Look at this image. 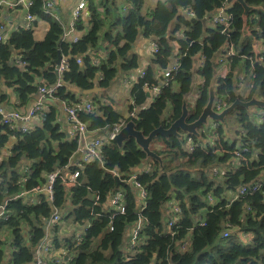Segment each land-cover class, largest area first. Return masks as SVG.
I'll list each match as a JSON object with an SVG mask.
<instances>
[{
  "label": "trees",
  "instance_id": "16d2710c",
  "mask_svg": "<svg viewBox=\"0 0 264 264\" xmlns=\"http://www.w3.org/2000/svg\"><path fill=\"white\" fill-rule=\"evenodd\" d=\"M33 1L30 11L36 17L35 25L44 20L50 24V29L41 42L35 40L32 30L20 29L12 33L6 43L0 44V107L7 100L3 88L13 89L23 106L38 94L40 79L45 80L48 87L55 86L59 78L54 61L59 53L69 58V69L62 75L64 84L56 98L78 105L81 100L76 93L95 87L107 90L120 73L139 67L133 47L140 35L154 40L159 46L160 51L151 59L145 78L131 89L135 105L130 111L136 108V118H123L106 92L91 94L94 96L93 110L81 112L80 119L97 135L129 120H134L145 136L160 126L169 127L181 116L184 97L190 96L194 86V64L202 52L206 57L204 68L198 70L202 84L188 122L196 121L208 103L209 88L216 76L215 51L224 42H233L238 49L237 66L242 61L241 55L255 54L252 36L245 37L241 33L245 25L250 27L253 35L258 33L264 40V0H245L251 8L248 13L242 4H233L235 18L229 37L209 29V19L226 0H160L145 14L146 0H127L133 4L127 14L113 9L115 0H90L88 20L84 21L83 15L76 24L75 35L80 38L77 43L62 42L64 26L44 14L42 0ZM182 9H190L195 18L181 16ZM84 23H89L91 28L79 36ZM102 41H107L113 48L105 60H100L94 52ZM174 43L179 46L180 56L182 53L186 56L181 58L180 68L173 74L170 86L163 89L155 103L143 108L147 101L144 84H157L156 69H165L171 63ZM16 57L25 65L18 66ZM78 58L82 59V64L77 63ZM94 60H99L100 65L95 66ZM255 63V78L247 96L237 92L233 74L219 89L220 94L229 96L231 104L237 99L249 100L254 95L264 100V67ZM169 108L171 110L166 114ZM236 112L240 131L231 142L225 139L222 124L215 130L218 138L213 144L206 143L207 135L211 134L207 129L201 130L204 141L188 135L182 140L175 137L156 139L152 150L163 158V172L157 162L146 160L134 139L121 148L112 142L105 145V166L118 169L125 179L144 162L151 161L153 165L149 173L138 177L148 192L147 207L142 214L147 224L140 234L136 252L131 253H125L122 248L126 233L138 218L135 188L129 183H121L126 213H117L110 198L117 191L118 181L98 163L85 164L84 168L72 163L79 141L61 130L54 106L45 113L42 124L29 132L0 125V151L14 141L9 155L0 163V206L7 203L6 216L0 218V264L34 263L35 248L46 238V223L54 209L64 211L63 221H69L74 232L66 237L60 235L59 225L52 228L54 247H64L68 254L66 261L52 264H264V178L261 177L264 171V117L257 125L253 112L243 108ZM189 140L196 144L193 153L187 151ZM237 149H246L239 168L222 176L210 175L209 169L234 161L233 152ZM56 170H62L64 174L80 172L79 185L69 196L61 179H57L52 204L45 194L38 195L37 204H30L26 198L12 199L44 185L47 176ZM23 178L27 181L23 182ZM256 182L263 183L257 193L231 201L229 192ZM210 194L215 198L214 205L208 201ZM173 199L182 210L179 225L174 228L175 238L166 233L168 220L165 216L166 205ZM200 218L204 219V226L198 224ZM111 221L113 231L110 230ZM226 222H230L237 232H230L228 238H223ZM84 226L89 227L83 234V241L75 244V236ZM190 232L192 246L183 251L177 241L186 238ZM240 232L249 235L250 240L242 242Z\"/></svg>",
  "mask_w": 264,
  "mask_h": 264
},
{
  "label": "built area",
  "instance_id": "2783aa9c",
  "mask_svg": "<svg viewBox=\"0 0 264 264\" xmlns=\"http://www.w3.org/2000/svg\"><path fill=\"white\" fill-rule=\"evenodd\" d=\"M94 2H101L102 0H92ZM245 1V0H244ZM90 0H79L77 6L72 10L71 19L68 23L67 27H64V32L62 35V42L69 41L71 43H77L79 41V37L75 35L76 31V24L82 18L84 13L88 10ZM239 3L236 0L228 3L226 0L222 7L216 11L211 18L209 19V29L216 31V34H220L223 36L229 37V32L232 29L235 15L232 12L233 4ZM33 0H0V8L2 6L9 8L10 10H14L17 8H22L26 12V21L27 26L26 30H32L34 33L35 29V21L36 17L31 13V7L33 6ZM241 4V3H240ZM56 1L55 0H42V10L46 16L53 17L58 20L56 16ZM180 15L183 17H187L189 19H194L195 14L190 9H182ZM247 17L245 16V21ZM59 21V20H58ZM6 27L5 25H0V44H4L7 42L8 39L5 38ZM241 33L245 37L252 36L254 41V55H241L239 57L242 61L248 60L245 62V69L244 71L241 70L240 64L235 66V59L238 55V49L234 45L233 42L226 41L224 42L216 51H215V63L217 64V71H216V81H215V91H216V100L214 103V112L217 114H221L224 110H226L229 106H231L229 96L220 94L219 89L223 85L224 81L228 78L229 75H234L235 77V87H237V92L241 95L242 90L245 88V82L248 78L251 80L255 78V70H256V63L259 62L264 67V40H261L258 37V33L255 35L252 34V31L248 25H245L241 30ZM184 34L182 33V38ZM150 40V39H149ZM151 47L149 49V54L151 56H156L160 49L158 44L154 40H150ZM175 50L172 57V61L165 69L157 68L156 69V79L157 84L150 85L148 82L144 84V88L149 94V100L151 104L155 103L158 98H160L162 91L165 87L170 86L173 74L177 72L180 68L181 58L186 56V53H182V56L179 54V46L177 43H174ZM206 57L205 55L200 52L197 62H198V70L204 68V61ZM15 63L18 66L25 65L18 57L15 58ZM78 64H82V59H77ZM94 65L99 66L100 61L94 60ZM55 68V72L57 70L59 74V80L57 84L53 87H48L45 80L40 82L39 85V94L41 95L39 100L25 113H21L18 111L13 112H6L0 107V125L8 126L11 130L19 129L23 133L29 132L33 129L31 123L36 120H42L45 113L48 112L46 107V102L51 101H58L61 103L64 111L68 115V120L70 123L69 130L67 134L70 138L77 139L79 141V149L76 153H80L78 159H72V163L76 164L79 168H84L85 164L90 163H98L100 167L109 172L110 174L115 177V179L121 183L126 182L131 184L136 190V212H137V221L136 223L129 228V242L127 244L128 253L136 252V247L138 245L139 237L141 232L144 230V226L147 224V220L143 217V212L146 210L147 207V199H148V192L147 189L138 181V177L142 174H147L153 169V165L151 161H147L143 163L142 169H138L135 173L131 174L128 178H123V175L119 172L118 169H108L105 164V158L103 155V149L107 143L112 142L113 136L120 133L122 128L126 125V122H122L117 124L114 128L109 131H106L104 134L97 135L93 138H86L88 133H92L88 129V125L80 119L81 112H91L93 110V106L91 102L81 103L78 105H72L67 101H60L56 98L57 91L63 87V80L62 75L65 71L69 69V58L62 56V61L59 68ZM147 69L144 68L140 71L137 77H135L136 83L139 80H142L146 76ZM99 80H102L100 77ZM202 84V83H201ZM252 88V87H251ZM251 89L248 91L250 93ZM247 94V95H248ZM258 96V95H256ZM259 98V96H258ZM189 99V97H188ZM197 100V99H196ZM135 105V102L132 106ZM136 108L129 114V118H136ZM263 112L262 117H264V109H261ZM261 116V115H260ZM169 123V120H167ZM20 124V126H19ZM219 123L211 122L209 131L212 133L215 132ZM221 125V124H220ZM188 137L187 135L184 136ZM214 138H218V135L214 134ZM187 151L189 153H193L196 149V144L189 140L187 141ZM211 144H213L211 142ZM240 149V147H239ZM246 152V149L243 151L235 150L233 152V160L236 164L241 166V163L244 160L243 153ZM62 170H56L55 172L49 174L46 178V182L44 185L38 186L34 188L30 192H22L20 195L13 197L12 199L18 198H26L28 199L30 204H37L38 203V195L45 194L46 198L49 203H53L55 201V191L54 186L57 179H61L62 184L64 185L65 192L69 196L72 193V190L79 185L78 178L80 176V172L75 170L72 172H65L62 173ZM209 173L212 176H219V169L218 167H213L209 169ZM227 173V172H225ZM27 178H23V182H26ZM263 186L262 182H256L254 184H250L248 186L241 187L238 191H235L234 197L231 198V201H235L240 199L249 194L257 193ZM99 200V198H97ZM125 197L123 192L119 189L112 194L110 198V204L117 213L125 214L126 207H125ZM208 201L214 205L215 198L212 194L208 196ZM6 206L7 203L0 206V218L5 217L6 213ZM168 215L167 220V229L166 233H168L172 238H175L176 233L174 232V228L179 225L180 216L182 214V210L180 205L173 199L166 205L165 215ZM63 216L64 211L60 209H54L53 214L48 219L46 223V228H52L55 225L61 226L63 224ZM112 219V218H111ZM198 224L201 226L205 225V221L203 218L197 220ZM113 222H110V230L113 231ZM89 226L81 227L78 230L75 236V244H80L83 241V234L87 230ZM179 228V227H178ZM232 225L230 222H226L223 230V238H228L230 232H232ZM53 238L50 237L47 233L46 238L35 248L34 251V263L33 264H52L53 262H63L68 259V254H60L57 258H53L52 251L53 245ZM178 242V243H177ZM176 243L177 245L183 250L187 251L192 246V235L190 234L183 239L178 240ZM64 251V247L62 248ZM66 252V251H65ZM73 258V257H72ZM154 264V263H153Z\"/></svg>",
  "mask_w": 264,
  "mask_h": 264
},
{
  "label": "crops",
  "instance_id": "0c3cea01",
  "mask_svg": "<svg viewBox=\"0 0 264 264\" xmlns=\"http://www.w3.org/2000/svg\"><path fill=\"white\" fill-rule=\"evenodd\" d=\"M57 7H56V16L59 20V22L62 24V26L67 27L68 23L71 19V12L72 10L77 6L79 0H55ZM84 18L83 20L86 21L88 20V12L86 11L84 13ZM63 19L65 20V22H63ZM0 25H5L6 27V33H5V38L8 39L9 36L20 30V29H26L27 26V21H26V12L25 10H23L22 8H17L14 10H10L9 8H6L4 6H2L0 8ZM91 26L89 25V23H84V28H83V32L79 35L81 36L84 33L89 32ZM50 29V24L47 23L46 21H38L37 24L35 25V29H34V38L36 41L41 42L45 39L48 31ZM149 40V39H148ZM152 40V39H150ZM103 47V49L101 48ZM113 48L111 47L110 43H108L107 41H102L100 43V46L98 49L94 50V52L96 53L97 57L100 60H105L107 58V55L109 53V50H112ZM134 52V50H133ZM150 58V57H149ZM149 58L148 59H144L141 64L143 65V67H145L146 65L149 64ZM142 67V68H143ZM47 69V68H46ZM132 71L128 72L130 73V76H127L125 83H130L131 85V89H133V87L136 84V80H135V76L131 73ZM127 74V73H126ZM59 78V76H57ZM41 81H43V79H40L38 81V83H40ZM129 88L130 86L128 84H126ZM75 88V87H73ZM110 88V87H109ZM108 88V89H109ZM76 89V88H75ZM108 89L104 90L102 92H99L100 94H104V92H106V95L108 96V98L110 99L111 104H113L115 106V108L117 109V111L122 115L123 118L128 119L129 118V114H130V107L133 105V103L135 102V100L132 97L131 91H130V98L127 100L126 104H124L121 107H118L115 105V101L112 98V96L108 93ZM3 93L7 96V100L2 103L1 108L6 111V112H13V111H18L21 113H25L27 112L40 98V94H36L34 95L27 104L25 105H21L20 104V99L18 97V95H16L15 91L13 89H2ZM78 91V89H76ZM79 92V91H78ZM76 96L78 99L81 100V103H87V102H93L94 96L92 95H85L82 92L76 93ZM260 98V97H259ZM262 99V98H260ZM106 102L108 100H105ZM109 102V101H108ZM151 105V101L149 100V97L147 96V101L146 103L142 106L143 108H147ZM48 106L47 110L49 111L50 107L54 106L56 108V112H57V118H58V122L61 124V130L65 133L68 132L69 127H70V123L68 120V115L66 114V112L64 111L63 107L61 106V103L58 101H47L46 102V107ZM171 108L168 109V111H170ZM252 112H256L255 115H263V112H261V109H253ZM42 124V120L36 119L34 120L31 125L34 128L35 126L41 125ZM20 126V124H19ZM224 131L228 134L229 131L232 132V135H229L231 139L225 137L226 140H230L233 141L234 139L237 138V132H233V128L230 126H225L224 125ZM224 132V133H225ZM105 133V132H104ZM103 133V134H104ZM225 133V134H226ZM224 134V135H225ZM13 143L14 141L11 140L5 147L4 150H2V152L0 151V163L9 155L10 150L13 147ZM237 168H239V165L236 164L235 161L229 162L226 165H219L218 169H219V175H224L225 172H229V171H233L236 170ZM221 173V174H220ZM261 177L264 178V171L261 173ZM234 195H230L229 194V198H233ZM70 224V222H69ZM71 230L70 232H67V227L64 226V222L63 224L60 226V235L61 236H66L69 237L72 235L73 231V226L70 224ZM46 231L48 233V235L51 237V228H46ZM239 239L246 243L250 240V236L249 235H245L242 234L241 232L239 233ZM61 248H54L55 250L52 251V255L54 256L53 258H57L60 254L64 255L66 252ZM9 260V257H8Z\"/></svg>",
  "mask_w": 264,
  "mask_h": 264
},
{
  "label": "water",
  "instance_id": "95a60500",
  "mask_svg": "<svg viewBox=\"0 0 264 264\" xmlns=\"http://www.w3.org/2000/svg\"><path fill=\"white\" fill-rule=\"evenodd\" d=\"M233 0H228V3ZM241 3L245 8L247 13L250 11V7L247 6L244 0H236ZM62 61V55L59 53L58 58L54 61V65L56 68L60 67ZM57 76H59L56 70ZM215 81L216 76L214 77L210 88H209V100L204 108L201 116L194 122H188L191 110L188 104V95L183 99V109L181 116L174 121L169 127L160 126L153 130L148 136H145L144 133L137 129V125L134 120H129L126 125L122 128L120 133L116 134L112 138V143L116 144L118 147H123V145L134 139L138 147L142 150L146 155V160H153L159 164L161 171L163 172L164 164L163 158L159 156L156 152L152 150L153 143L156 139L162 137L164 139L169 140L170 138H178L182 140L185 135L197 137L198 140L204 141L202 138V129H207L210 127V123L217 122L219 124L224 125L226 122V118L230 113L237 111L239 108H243L248 112L252 113L253 109H264V100L258 98V96L254 95L249 100L237 99L234 103L231 104L226 110H224L221 114H217L214 112V103L216 100V91H215ZM104 91V89L100 87H95L92 90L84 91L85 95L96 94ZM149 97V94H147ZM97 136V133H88L86 138H93ZM80 153H78L74 159H78ZM143 164H141L138 169H142ZM121 186V182L119 181L116 189H119Z\"/></svg>",
  "mask_w": 264,
  "mask_h": 264
},
{
  "label": "rangeland",
  "instance_id": "374dc122",
  "mask_svg": "<svg viewBox=\"0 0 264 264\" xmlns=\"http://www.w3.org/2000/svg\"><path fill=\"white\" fill-rule=\"evenodd\" d=\"M110 1H112V0H110ZM115 1H116V4H114L113 9H119L121 14H127L128 10L133 6V4L130 1H127V0H115ZM158 1H160V0H146L143 13L145 14L148 9L149 10L154 9V7L156 6ZM63 22H65L64 19H63ZM115 31L116 30H114L113 33ZM150 47H151L150 40L146 39L142 35H140L138 40L135 42L133 50H134V53L139 58V67L131 72L135 77L138 76V74L140 73V71L142 69H144V68L147 69L148 66L150 65L151 59L153 58V56H151L149 54ZM101 48L103 49V47H101ZM148 58H149V64L146 65L145 67H143L141 62L144 59H148ZM240 68H241V70L244 71V69H245V61H241ZM193 72H194V86H193V89H192V91L190 93V96H189V99H188V104H189V107H190L191 110H193L195 101L199 97L200 86H201V82H202V79H201L200 75L198 74V62H197V59H196L195 64H194ZM127 76H130V73H128V72H127V74L125 72L120 73L117 76V78L114 80V82L111 84L110 88L108 89V93L112 96V98L115 101V105L118 106V107H121L124 104H126L127 100L130 98V91H131V86L130 85L131 84L130 83H125V80H126ZM245 83H246L245 84V88L242 90V94L244 96H247L248 91L252 87V80L250 78H248ZM126 84H128L130 86V88ZM47 108H48V106H47ZM168 112L169 111L167 109L166 114ZM236 113H237L236 111L233 112V113H230L227 116L226 122L224 124L225 126L232 127L233 128V132L240 131V127H239V125L237 123V115H236ZM254 114H256V112H254ZM254 121L256 122L257 125H259V124H261L263 122V117L260 116V115H254ZM209 128H207L208 131H209ZM209 133H211V134L207 135L206 143L211 144V142L213 143L214 140H215V138H214L215 132L212 133L211 131H209ZM229 135H232L231 131H229L228 134L226 133L224 135V137H227V138L231 139ZM187 144H188V142H187ZM0 161H1V159H0ZM234 193H235V191L229 192V194L232 195V196L234 195ZM165 216H166V218L168 217L167 214ZM63 222H64V226L67 227V232H70L71 227H70L69 221H63ZM233 231H235V230H232V232ZM235 232H237V231H235ZM51 233H52V230H51ZM128 242H129V233H126L125 242H124L123 248H122V250L125 253H128V251H129L128 247H127ZM54 250L55 249L53 248V251Z\"/></svg>",
  "mask_w": 264,
  "mask_h": 264
}]
</instances>
